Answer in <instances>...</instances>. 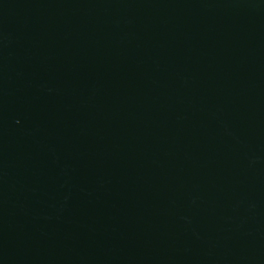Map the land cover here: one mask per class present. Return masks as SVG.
<instances>
[{
  "label": "water",
  "instance_id": "obj_1",
  "mask_svg": "<svg viewBox=\"0 0 264 264\" xmlns=\"http://www.w3.org/2000/svg\"><path fill=\"white\" fill-rule=\"evenodd\" d=\"M0 264H264V0H0Z\"/></svg>",
  "mask_w": 264,
  "mask_h": 264
}]
</instances>
